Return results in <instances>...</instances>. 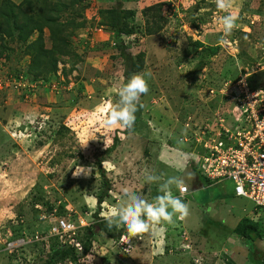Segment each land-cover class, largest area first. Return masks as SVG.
I'll use <instances>...</instances> for the list:
<instances>
[{"label":"rangeland","instance_id":"obj_1","mask_svg":"<svg viewBox=\"0 0 264 264\" xmlns=\"http://www.w3.org/2000/svg\"><path fill=\"white\" fill-rule=\"evenodd\" d=\"M30 1L0 0V6L9 2L35 15L40 0ZM50 1L66 3L61 22L72 18L81 25L68 31L73 54L54 53L56 71L49 65L34 77L28 71V46L38 36L34 32L25 42L4 41L0 57V264H44L71 244L76 260L63 264L264 260V208L234 198L230 182H222L225 189L222 184L200 186L196 176H188L193 173L189 157L203 143L196 139H203L204 130V137L214 132L217 119L233 124L236 110L230 96L239 76L251 87L264 88V0H232L226 11L218 10L215 0ZM117 2L132 14L121 43L114 40L106 18ZM148 7L159 10L163 21ZM228 14L238 19L222 43L220 18ZM158 25L160 31L150 34ZM126 28L132 33L125 35ZM42 36L49 50L50 31L44 28ZM121 46L132 62L141 63L139 71L126 76ZM137 73L145 75L149 92L135 113L133 131L105 128L103 110L118 102L119 88ZM77 167L90 172L73 176ZM148 174L161 179L148 183ZM172 176L183 178L191 190L183 198L189 208L185 219L174 216L173 223L158 226L163 231L154 228L129 243L121 239L125 226L106 228L105 214L122 204L123 189L152 202ZM178 190L172 186L174 196L179 197ZM244 219L262 231L255 257L233 233ZM59 220L74 227L71 237L30 242L37 232L48 234ZM87 234L92 242L84 254Z\"/></svg>","mask_w":264,"mask_h":264},{"label":"built area","instance_id":"obj_2","mask_svg":"<svg viewBox=\"0 0 264 264\" xmlns=\"http://www.w3.org/2000/svg\"><path fill=\"white\" fill-rule=\"evenodd\" d=\"M234 101L236 116L230 126L217 119L215 131L202 138L199 149L191 154L190 161L199 175L218 183L230 182L237 198L250 201L256 209L264 208V88L251 87L246 78L239 76ZM228 96V95H227ZM239 113V114H238ZM220 123V124H219ZM219 126V128H217ZM201 144V143H199ZM201 146V147H200ZM224 189H225V185ZM188 188V186H187ZM183 195L178 190L182 199ZM74 227L59 220L48 234L35 233L30 242L42 241L53 236L71 237ZM24 240H17V246Z\"/></svg>","mask_w":264,"mask_h":264},{"label":"trees","instance_id":"obj_3","mask_svg":"<svg viewBox=\"0 0 264 264\" xmlns=\"http://www.w3.org/2000/svg\"><path fill=\"white\" fill-rule=\"evenodd\" d=\"M28 3L31 2L27 0ZM78 2V0H72V3ZM39 12L33 15H27L25 11L21 8V6H15L9 2H5L0 6V57L5 51L6 48L4 41H17V42H25L30 35L34 32H38V36L36 41H34L31 45L28 46L29 52L31 54L30 64L28 67V71L34 76L38 77L41 73L44 72L45 67L50 65V71L55 72L57 64L59 62L58 56H71L70 46L68 43V31L73 28L81 27L80 24L76 23L75 20L66 19L65 22L60 21V11L65 8L66 3L62 2H52L50 0H40ZM31 4V3H30ZM32 9H30V12ZM153 11V15H155L158 20L163 21L161 16L157 14L159 10H155V7H148L147 12ZM106 18L109 21V25L113 29V38L116 42H120L119 38L123 35L122 29L126 27V19L132 16L129 15L127 10L123 9V6L120 2H117L106 11ZM129 15V16H128ZM152 15V16H153ZM75 24V25H74ZM47 28L51 34V48L46 50L43 46L44 43L42 41L43 29ZM160 26H157L156 31H150L152 33H158L160 31ZM132 33V30L127 29L124 31L125 35H129ZM122 45V44H120ZM56 54V56L54 55ZM121 57L123 58L124 67L129 69L127 74H131V72H137L141 69V63L132 62L131 55L126 53L125 48L121 46L120 51ZM48 59V60H47ZM195 174L198 182L201 186L206 185L210 186L211 184H221L218 182L210 181L209 179L203 178L199 175L196 167L192 169ZM213 182V183H212ZM103 195V194H102ZM102 195L99 197V200H102ZM233 233L243 241H245L244 245L251 252L252 256L255 257L257 255V250L253 249L255 244L260 240L262 236V231L259 225L255 221H251L249 219H244L236 226ZM91 236L87 234L85 242H83L84 254L89 249L91 245ZM250 247V248H249ZM71 258V260H76L75 247L73 244L69 246H65L59 248L54 253H52L49 258L45 261L44 264H63L66 263L65 260ZM228 264H232L229 262ZM258 264H264V260L260 259Z\"/></svg>","mask_w":264,"mask_h":264},{"label":"clouds","instance_id":"obj_4","mask_svg":"<svg viewBox=\"0 0 264 264\" xmlns=\"http://www.w3.org/2000/svg\"><path fill=\"white\" fill-rule=\"evenodd\" d=\"M231 3L232 0H215L216 8L221 11H226L231 7ZM237 19L238 17L233 14L220 18L223 25L222 43H226L225 38L232 34L236 27ZM148 92L149 86L145 75L133 74L127 83L119 88L118 102L115 105H109L103 110L102 125L105 128L119 127L131 133L136 120L135 113L140 108H143L142 97L147 95ZM184 163L187 166V159H185ZM89 172L90 168L77 167L73 172V176L81 174L87 176ZM188 176L191 179H195L194 173H188ZM160 179V176L152 174L146 176V182L148 183L157 182ZM173 185L179 189L182 195L188 191L184 179L178 176L169 177L162 183L159 189L162 195H157L152 202L127 188L123 189L122 204L113 207L110 214H105L106 228L112 231L118 226H125L126 232L121 236V239L129 243L133 238L140 239L143 234L151 233L154 228L163 231L164 229L158 226L162 223H173L174 216L178 215L179 219H185L189 215L188 205L181 197L173 195ZM234 198L237 197L234 196Z\"/></svg>","mask_w":264,"mask_h":264},{"label":"crops","instance_id":"obj_5","mask_svg":"<svg viewBox=\"0 0 264 264\" xmlns=\"http://www.w3.org/2000/svg\"><path fill=\"white\" fill-rule=\"evenodd\" d=\"M191 191V190H190Z\"/></svg>","mask_w":264,"mask_h":264}]
</instances>
